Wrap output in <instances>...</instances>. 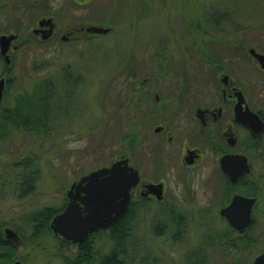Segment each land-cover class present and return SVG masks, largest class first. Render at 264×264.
<instances>
[{
  "label": "flooded vegetation",
  "instance_id": "obj_1",
  "mask_svg": "<svg viewBox=\"0 0 264 264\" xmlns=\"http://www.w3.org/2000/svg\"><path fill=\"white\" fill-rule=\"evenodd\" d=\"M158 3L167 27L154 41L149 28L133 26L136 20L152 18L157 13L153 6ZM127 18L131 24L125 32L129 54L118 58V64L132 71L129 100L134 109L129 114L125 152L113 155L105 165L128 157L140 180L131 190L127 211L115 224L150 221L160 227L165 241L162 252L193 258L190 264H200L197 259L207 256L201 227H223L228 240L220 246L235 248L233 239H238L241 250H246L264 237L261 231L257 234L264 227V128L260 129L264 102L260 107L253 105L242 78L230 71L226 53L232 56L236 50L242 62L248 55L246 45H232L229 39L231 12L215 10L208 0H0V37L15 36L6 53L10 64L0 49L4 62L0 79H6L3 99L12 83L9 74L16 53L25 44L48 45L54 52L50 62L71 66L67 56L82 58L89 40L111 35L121 41L124 32H118L114 24ZM93 26L109 31H91ZM249 56L256 71L264 72L258 58L250 52ZM138 66H143L146 74L139 72ZM49 85L53 95L56 84L50 80ZM241 95L243 107L248 106L257 117L246 114L249 110H236ZM248 115L253 125L247 122ZM226 155L233 156L230 168L235 170L246 157L249 170L235 175L225 171L222 158ZM77 179L63 188L64 200L58 208L33 199L41 182L37 170L18 172L15 179L6 182L8 193L22 204L10 211L9 217L0 219V264H53L56 242L59 249H65L59 253L64 264L77 262L82 241L73 242L51 228ZM157 184L160 186L155 188ZM236 196L254 199L251 224L244 231L234 228L222 213ZM240 201L244 203L239 209L247 210L248 202ZM149 213H154L151 218ZM73 245L76 249L67 251ZM72 252L76 253L73 259ZM230 253L225 249L221 252L225 258ZM99 264H103V257Z\"/></svg>",
  "mask_w": 264,
  "mask_h": 264
},
{
  "label": "rangeland",
  "instance_id": "obj_2",
  "mask_svg": "<svg viewBox=\"0 0 264 264\" xmlns=\"http://www.w3.org/2000/svg\"><path fill=\"white\" fill-rule=\"evenodd\" d=\"M208 1L215 10H226L232 14L229 39L232 45H246L248 55L242 62L241 54L238 55L236 50L231 52L232 56L226 53L230 71L242 78L249 99L260 107L264 102V96L260 95H264V72L256 71L248 50L255 47L264 51V0ZM153 7L157 13L150 19L136 20L133 27L149 28L152 39L157 41V36L167 24L160 14L161 5L158 3ZM114 25L118 32H124L121 41L111 35L91 39L82 58L73 54L67 56L72 60L71 66L50 62V55L54 52L48 45L29 42L17 51L13 72L9 74L13 84L10 82L0 107V219L9 217L10 211L22 204L8 193L10 186L6 183L15 179L18 172L39 171L41 182L33 199L58 208L64 200L63 188L93 169L109 164L113 155L125 152L130 131L129 114L134 109L129 100V74L132 71L128 66L119 65L118 58L129 54L125 32L131 25L130 18ZM240 49L244 53V48ZM40 52H43L42 56H39ZM3 64L0 59V69ZM136 69L146 74L143 66ZM50 80L56 84L53 95ZM41 94L45 95L44 105L38 100ZM26 95L32 97L31 104L25 102ZM15 109L26 114H13ZM28 156L36 160L31 169L24 165ZM143 174L147 175V172ZM153 214L149 213V218ZM149 222L128 225L129 234L122 245L113 239L111 228L99 229L95 264H99L101 257L114 252H118L121 264H190L193 261V258L182 254L165 255L160 227ZM200 230L207 254L206 258L197 259L200 264H253L256 256L264 252V237L241 250L238 239H233L235 248L227 244L220 246L228 240L223 227L207 226ZM259 231L264 234V227L257 234ZM208 238L215 240L214 244H208ZM72 249L76 247L73 245L67 251ZM224 249L231 250L227 258L221 254ZM64 250L55 243L53 264H64L59 257ZM75 254L72 252V259Z\"/></svg>",
  "mask_w": 264,
  "mask_h": 264
},
{
  "label": "water",
  "instance_id": "obj_3",
  "mask_svg": "<svg viewBox=\"0 0 264 264\" xmlns=\"http://www.w3.org/2000/svg\"><path fill=\"white\" fill-rule=\"evenodd\" d=\"M90 30L107 32L109 28L93 26ZM14 37V35H2L0 37L1 53L5 55L7 64H10V57L6 53ZM249 52L256 56L261 66L264 67V54L257 52L253 47L249 49ZM5 86L6 79L2 77L0 79V105ZM244 101V97L241 95L236 105V110H249L246 114L257 117L248 106L246 108L243 107ZM249 116L247 117V122L253 125L250 119H248ZM256 126L257 124L253 127ZM263 128L264 124L260 126V129ZM233 160V156L229 155L222 158L223 169L225 171L235 175L245 169V171L249 170L246 157L243 160L241 159V167L239 169L236 168V170L230 168V165L234 164ZM139 180V171L136 167L129 164L128 157L117 159L110 165L93 169L71 184L67 191L69 201L65 208L54 216L51 221V228L56 233L62 234L65 238L73 242H79L84 241L92 231L111 227L127 211L131 190L137 185ZM159 186L160 184L154 185L155 188ZM241 199L248 202L247 210L243 211L239 209L240 205L244 203V201H240ZM253 202V198L236 196L231 205L222 210V213L229 217L234 228L244 231L251 224V207ZM235 219L239 222L237 223ZM7 230L12 229L9 228ZM10 264H19V262L15 261ZM254 264H264V252L255 258Z\"/></svg>",
  "mask_w": 264,
  "mask_h": 264
},
{
  "label": "trees",
  "instance_id": "obj_4",
  "mask_svg": "<svg viewBox=\"0 0 264 264\" xmlns=\"http://www.w3.org/2000/svg\"><path fill=\"white\" fill-rule=\"evenodd\" d=\"M41 98L38 100L40 101L41 105L43 104V101L45 99V95L41 94ZM25 102L28 104L32 103V97H28L27 95L24 96ZM40 106V104H39ZM13 114H18L19 116H24L25 111L21 112V110L15 109L13 110ZM36 164V160L32 157H27L25 159L24 165L25 168H32ZM58 210V209H57ZM128 225L127 223H117L111 228V235L113 239L117 242V244L122 245L124 241L126 240L128 232ZM100 232L96 230L95 232H92L93 235L87 237L84 241L81 243L80 251L76 257L77 262H74L73 264H95V242H96V234ZM117 253V254H116ZM120 253V251H119ZM103 264H121V260H119L118 252H114L113 254H109L103 257Z\"/></svg>",
  "mask_w": 264,
  "mask_h": 264
}]
</instances>
